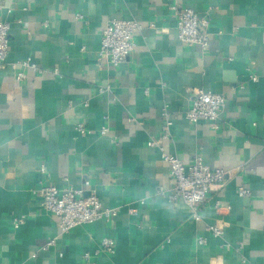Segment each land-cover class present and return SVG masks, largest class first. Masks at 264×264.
<instances>
[{"label":"crops","instance_id":"1","mask_svg":"<svg viewBox=\"0 0 264 264\" xmlns=\"http://www.w3.org/2000/svg\"><path fill=\"white\" fill-rule=\"evenodd\" d=\"M174 4L210 17L206 51L179 40ZM111 19L142 25L117 66L99 54ZM0 21L11 26L0 69V264H264V0H0ZM22 60L37 69L18 80ZM195 88L225 95L216 126L186 118ZM152 139L185 164L200 154L228 172L199 218L167 197L174 182ZM84 180L119 213L62 234L33 190ZM17 215L27 217L15 228ZM106 235L116 251L96 255Z\"/></svg>","mask_w":264,"mask_h":264},{"label":"built area","instance_id":"2","mask_svg":"<svg viewBox=\"0 0 264 264\" xmlns=\"http://www.w3.org/2000/svg\"><path fill=\"white\" fill-rule=\"evenodd\" d=\"M176 17V31L178 38L185 44L198 45L203 51H206L209 45V25L210 17L201 15L195 10L174 4L172 7ZM82 18V16H79ZM10 23L0 21V69L6 64L10 43ZM142 28V25L135 19H111L104 26L101 33V46L99 54L110 65L117 66L126 62L132 55L136 47L135 35ZM17 79L26 78L27 69H37V65L29 60H22L16 67ZM17 69V68H16ZM254 78V77H253ZM255 79V78H254ZM103 92L105 88H100ZM226 104V97L223 93L210 92L204 88H195L192 92L191 105L186 111V118L193 123L201 120L213 123L220 118ZM165 123L161 138L167 139L170 136V126L172 121L167 109L164 110ZM78 132L85 134L90 130L82 123L76 126ZM110 130L107 125L102 126L101 133L106 134ZM151 147L159 148L164 160L168 163L170 173L174 182L173 187L167 193L171 201L184 202L190 209V214L194 218H199L200 210L207 200L211 190L221 185L228 172L223 168H212L207 165L200 154L194 156L190 164H185L178 157L164 152L160 141L152 139L148 142ZM45 173L44 167L41 169ZM90 182L84 180L80 186L70 183L62 186L56 184H44L38 190H33L41 199L42 206L57 219L59 230L62 234L70 232L76 226L82 224H91L100 219H112L118 215V208H103L99 196L95 190L89 189ZM162 194L166 190L160 189ZM238 194L242 197L252 195L250 189L240 186ZM219 209V204L215 206ZM130 213L136 214L137 210L131 208ZM25 215H17L13 218L15 228L24 224ZM208 233L215 237H221L224 231L218 225H208ZM55 243V238L50 239L38 250H46ZM198 245L206 243V237L196 238ZM116 251V240L109 235L101 238L96 255L106 253L114 254ZM38 252L34 253V256ZM84 258L90 260L92 255L85 252Z\"/></svg>","mask_w":264,"mask_h":264},{"label":"clouds","instance_id":"3","mask_svg":"<svg viewBox=\"0 0 264 264\" xmlns=\"http://www.w3.org/2000/svg\"><path fill=\"white\" fill-rule=\"evenodd\" d=\"M154 203H155V201H154Z\"/></svg>","mask_w":264,"mask_h":264}]
</instances>
